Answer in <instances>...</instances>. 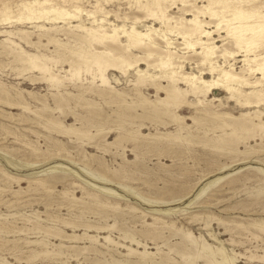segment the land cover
<instances>
[{"label":"rangeland","instance_id":"374dc122","mask_svg":"<svg viewBox=\"0 0 264 264\" xmlns=\"http://www.w3.org/2000/svg\"><path fill=\"white\" fill-rule=\"evenodd\" d=\"M28 5L55 10L38 20ZM238 8L258 10L253 22L264 28V0H0V264H210L211 251L220 264H264V127L242 116L255 104L242 107L219 86L210 97L215 101L189 92L191 104L166 106V92L157 91L151 76L139 77L137 68L110 70V83L102 84L93 74L96 64L89 72L82 64L77 73L53 44L37 49L26 42L48 34L72 38L48 33L45 25L61 30L80 18L86 25L105 18L109 29L151 30L158 52L171 50L179 70L210 78L198 53L182 49V35L161 17L181 26L198 15L212 23L207 43L236 51L234 58L218 52V69L254 82L261 75L248 69L244 49L215 31L216 17L209 16L228 18ZM78 9L79 18L52 23L60 10ZM263 32L251 53L258 58L264 57ZM10 40L43 55L47 72L24 70L3 46ZM111 46L132 61L143 55ZM260 108L264 112V103Z\"/></svg>","mask_w":264,"mask_h":264},{"label":"bare ground","instance_id":"6f19581e","mask_svg":"<svg viewBox=\"0 0 264 264\" xmlns=\"http://www.w3.org/2000/svg\"><path fill=\"white\" fill-rule=\"evenodd\" d=\"M30 5L25 8L30 9L29 14H35V17L37 19L39 18L38 20H40L42 16L44 18V16L47 15L46 13H50L55 10V8L53 11L51 8L34 10L33 8H28ZM41 7H43V5ZM77 11L73 14V12L71 13L69 11L60 10L58 15L50 16V18L52 19V23L59 24L60 18H63L65 20L79 18V12L82 11V9H78ZM101 11H104V9L101 8L100 12ZM150 11L152 13V16L158 17L156 8H152ZM22 12L23 9H19L16 13L18 15H21ZM89 12L91 15L95 14V12ZM197 12L199 14L201 11L197 10ZM209 13V16L212 19L216 17V22L214 23V26L216 28L215 31L221 33L225 31L228 36L233 38V42L237 47H239V49H244V52L246 53L245 61L249 65L248 69L252 73L260 74V78H258L254 82H250L248 81V79L232 72L231 70L225 69L223 67L218 69V52L220 53V56H224L225 58H234L237 55L236 51H229L226 48H224V50L218 51L219 46L216 44V42L207 43L204 40V37L210 36L212 34V31L209 28L212 23L203 22V20H201L198 15L187 19V21L185 22L182 21L181 23H179L181 24V26H179L178 23L176 26H174L175 24H173L172 26V17H169L168 15L163 14V16L161 17L166 20L167 29L177 28L179 34L182 35L181 37L183 38V40L182 43L180 42L181 45L184 46L182 49H188L190 51L193 50L198 53L199 65L202 66V70H205L206 68L209 69V74L213 75L210 78H207L204 75L203 71L201 72L200 76H196L193 73L186 75L182 72V70H179V65H176L175 61L173 60V52L171 50H166L164 54L158 52L155 42L152 41L154 37H152L151 30H140L137 25H133L131 26V28H125V25L118 24H113V26L109 29L104 24L106 21L105 18H102L101 20H94L92 25H86L82 22V18H80L79 22L75 25L63 27L61 28V30H59V27L48 28L46 25H42L47 29L48 33L51 30L65 31L72 36V40L68 38L66 41H63L60 38H56L55 36H51L48 34V36L42 41L31 39V41L27 40L26 42L28 45H33V42H36L35 46L37 49L41 47L49 48L53 44L55 46L54 51L56 53L63 54L65 61H68L70 65H76V72L79 71L82 64H85L87 66L88 72L90 71V68L94 64H96L95 67H97V72L93 74L95 76H99V80L102 82V84L110 83L109 77L106 76V72L110 70L125 74L128 70L137 68L139 77L147 78L151 76V84L156 87L157 91L164 90L166 92L168 100H161L166 106L172 105L174 107H177L179 104L189 102L186 98V95L189 92H192L197 96L204 95L206 96V98L215 101L217 99L216 96L214 98L210 97L213 96L212 94L215 89H218L219 86H222L223 89L229 94L228 99L237 101L238 104H240L242 107H252V105L255 104L254 107H256V109H250L246 113L244 112L242 116L253 119V121H251V125L260 126L261 128H263L264 112L260 107L264 103V88L262 87L264 85V57L258 58V54H251L252 51H255V48L257 47L256 40L258 39L260 32L264 30V28H262L260 25H257L253 22V19L256 18L258 10L252 11L246 8H238L233 14H230V17L228 18L218 16L214 11H210ZM19 31L27 37L30 34V31L27 32V30L25 32L22 30ZM250 32H254V36H252V34H249ZM8 33L10 35L13 32L9 31ZM123 37L127 38V43H123ZM166 40L168 45L171 44V42L168 41L169 38H167ZM11 43V46H7L5 43H3V46L11 49L12 52H9L8 54L13 55L16 60L25 63V66L23 68L24 70H40L43 72H47L48 68L46 67V65L44 63H40V57L43 55L29 53L26 50L24 51L23 48L15 42L11 41ZM111 45L121 46L124 53H127L134 49L139 50L143 53V55H139L140 57L132 61L123 54L118 55L114 53V49ZM142 64H146L148 65V67H154L159 72L155 75H151L148 71L144 70L141 67ZM53 79L54 76L50 75L49 80L54 81L55 79ZM156 80H166L168 83L164 85L160 81L159 83H156ZM179 83L188 85V88L182 91L179 87ZM244 84H252L253 88L249 91H245L242 88ZM253 99H255L256 101L253 102ZM200 101L201 100H199V102ZM25 108H27V106ZM234 119L238 118L235 117ZM254 120H261L263 123L256 124ZM260 227L264 229V225H260ZM131 241H133V239H131ZM115 245L120 246L121 244L117 242L115 243ZM124 247L131 251L134 250L130 246ZM217 250H221V248H217ZM214 253L215 252L211 251V254L209 256H206L209 260V263L220 264V262H218L215 258ZM226 261L230 263L231 259L226 257ZM185 264L195 263L191 260L189 262H186Z\"/></svg>","mask_w":264,"mask_h":264}]
</instances>
